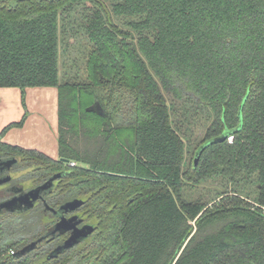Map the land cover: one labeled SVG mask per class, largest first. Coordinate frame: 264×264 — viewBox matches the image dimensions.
<instances>
[{
	"label": "trees",
	"instance_id": "1",
	"mask_svg": "<svg viewBox=\"0 0 264 264\" xmlns=\"http://www.w3.org/2000/svg\"><path fill=\"white\" fill-rule=\"evenodd\" d=\"M0 87L58 90L59 157L0 158L61 172L94 227L18 256L48 225L1 216L0 264H264V0H0Z\"/></svg>",
	"mask_w": 264,
	"mask_h": 264
},
{
	"label": "rangeland",
	"instance_id": "2",
	"mask_svg": "<svg viewBox=\"0 0 264 264\" xmlns=\"http://www.w3.org/2000/svg\"><path fill=\"white\" fill-rule=\"evenodd\" d=\"M25 96L26 104L23 103L21 89L0 87L1 139L2 141L24 145L27 148L40 149L55 156L54 145L50 142L53 140L56 144V138L53 139L52 137L54 129H56V89L49 87L27 88ZM19 122L22 124L15 125ZM198 136L199 139L202 137L201 131ZM33 173V167H22L21 170L17 171V178L18 176L26 177L22 183L31 186L35 184L33 180L37 181ZM7 214H2L0 217L4 216L3 218H5ZM46 215V212H42L38 222L33 223L31 221L29 224L21 226L19 229L21 238L26 241L27 238L39 233L42 223L48 219ZM12 218L16 219L14 216Z\"/></svg>",
	"mask_w": 264,
	"mask_h": 264
},
{
	"label": "water",
	"instance_id": "3",
	"mask_svg": "<svg viewBox=\"0 0 264 264\" xmlns=\"http://www.w3.org/2000/svg\"><path fill=\"white\" fill-rule=\"evenodd\" d=\"M239 117L240 126L238 128H234L231 130L226 129L221 135L207 140L198 148L195 156V162H198L202 152L209 145L217 142H223L227 139L229 135L234 134L235 132L241 129L244 121L243 105L240 108ZM65 160L66 162L69 161L68 159ZM17 161L18 159L15 156L0 158V215L8 213L15 216H21L30 212L38 202H46L48 196L53 194L55 191V180H57L62 175V173L55 174L48 181L37 185L32 184L31 186H27L24 183L18 182L11 185L9 183L13 178L8 173L12 170V166ZM83 203V199L76 198L72 201H68L67 203L63 204L59 209L51 207L53 208V210H57L60 213V216H49L48 219L45 221V224L48 225V230L46 229V233H44L37 240H34L27 247L25 246L21 248L18 251L17 255L21 256L34 250H37L40 245L43 244L39 243L56 239L70 232L71 235L66 239V241L57 246L54 251L49 254L48 258H50L52 256H56L64 250L73 247L80 241L89 237V235L92 234L94 230L93 225L85 224L80 227L79 225L83 220L79 219V215H72L70 217H67L65 215V213L77 209Z\"/></svg>",
	"mask_w": 264,
	"mask_h": 264
},
{
	"label": "flooded vegetation",
	"instance_id": "4",
	"mask_svg": "<svg viewBox=\"0 0 264 264\" xmlns=\"http://www.w3.org/2000/svg\"><path fill=\"white\" fill-rule=\"evenodd\" d=\"M18 159V161L12 166V170L8 173V174H10L11 176H12V180H11V182L9 183V184H15V183H22L23 182V180L26 178V177H19L18 176V178H17V171L18 170H21V168L23 167V168H25V167H30V166H28V163H24V158L23 157H18L17 158ZM66 163H68V162H66ZM75 164V163H74ZM71 166H73V165H71ZM27 171V170H26ZM33 174L34 175H36L37 177H39V178H37V181L36 180H33L34 182H35V184L37 185V184H41V183H44V182H46V181H48L53 175H55V174H60L59 172H55V173H53V174H50L49 176H47V175H42V176H40L39 174H42V173H40L39 171H37V170H35V168H33ZM31 176H32V174H31ZM61 184V179H57V180H55V185H56V187H59V185ZM52 197H54L55 198V200H54V202H53V200H52V198H51V195L50 196H48V198H47V201L46 202H38L33 208H32V210L31 211H33V210H35L36 208H37V210H39L40 211V213H42V212H46V216L47 217H49V216H60V213L57 211V210H53V208H51V207H54V208H57V209H59L63 204H65V203H67L68 201H72V200H64L63 198H64V196L63 195H60L59 197H57V196H52ZM49 198H51V200L49 199ZM48 204H49V206H48ZM82 210H84L82 207H78L77 209H75V210H73V211H69V212H67V213H65V215L67 216V217H70V216H72V215H79L80 217H82L81 216V212H83ZM34 212H36V211H34ZM33 212V213H34ZM27 216H29V215H27ZM56 219H58V218H56ZM82 219H83V221L80 223V227H82L83 225H85V224H87V222L85 221L86 219H85V217H82ZM57 221V220H56ZM45 223V222H44ZM70 224H72V223H70ZM48 230V229H47ZM47 230H45L42 234H40V235H36V237H34V238H31V239H29V241H27L25 244H24V246L23 247H27L30 243H32L34 240H37L38 238H40L44 233H46V231ZM71 235V233L70 232H68V233H66L65 235H63V236H61V237H58V241H56L55 243H54V248L55 247H57V246H59L61 243H63L64 241H66V239L69 237ZM43 242H41V243H39V244H42ZM57 244V245H56ZM39 246V245H38ZM54 250H50V253H52ZM49 253V252H48ZM47 254V253H46Z\"/></svg>",
	"mask_w": 264,
	"mask_h": 264
},
{
	"label": "crops",
	"instance_id": "5",
	"mask_svg": "<svg viewBox=\"0 0 264 264\" xmlns=\"http://www.w3.org/2000/svg\"><path fill=\"white\" fill-rule=\"evenodd\" d=\"M56 89V88H55ZM56 93H57V100H56V112H55V116H56V122H55V125H56V129H54V132H53V139H55L56 138V144H55V142L52 140L50 143H52L53 145H54V155L55 156H53V155H50V153H47L46 151H42V150H40V149H36V148H28V149H36V150H39V151H41V152H43V153H45L46 155H48V156H50V157H52V158H58L59 157V142H58V129H59V108H58V90L56 89ZM4 142H6V141H4ZM6 143H8V144H12V145H18V146H21V147H24V148H27V147H25L24 145H20V144H18V143H14V142H11V141H8V142H6ZM51 154H53V153H51ZM10 220H12V218H7L6 220H4V222H7V221H10Z\"/></svg>",
	"mask_w": 264,
	"mask_h": 264
},
{
	"label": "built area",
	"instance_id": "6",
	"mask_svg": "<svg viewBox=\"0 0 264 264\" xmlns=\"http://www.w3.org/2000/svg\"><path fill=\"white\" fill-rule=\"evenodd\" d=\"M233 139H234V135H230V136L228 137V141H229L230 143L233 142ZM71 165H74V163H71ZM12 252H14V250H12Z\"/></svg>",
	"mask_w": 264,
	"mask_h": 264
}]
</instances>
